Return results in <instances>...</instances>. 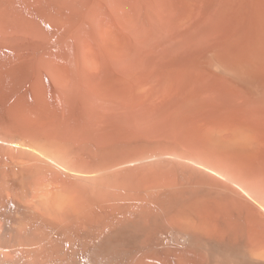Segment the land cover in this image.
Wrapping results in <instances>:
<instances>
[{"label": "bare ground", "instance_id": "6f19581e", "mask_svg": "<svg viewBox=\"0 0 264 264\" xmlns=\"http://www.w3.org/2000/svg\"><path fill=\"white\" fill-rule=\"evenodd\" d=\"M1 49L0 264H264V0H0Z\"/></svg>", "mask_w": 264, "mask_h": 264}, {"label": "rangeland", "instance_id": "374dc122", "mask_svg": "<svg viewBox=\"0 0 264 264\" xmlns=\"http://www.w3.org/2000/svg\"><path fill=\"white\" fill-rule=\"evenodd\" d=\"M1 50H2V49H1ZM1 50H0V53H1V56H3V57L0 56V59H2V58L5 59V58H4L5 54H3V53H4V50H2V51H1ZM2 52H3V53H2Z\"/></svg>", "mask_w": 264, "mask_h": 264}]
</instances>
